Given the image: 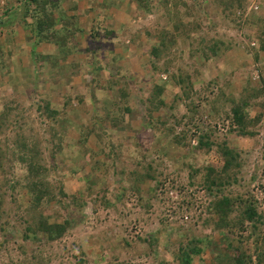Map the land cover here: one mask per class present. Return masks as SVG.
<instances>
[{
  "label": "rangeland",
  "instance_id": "1",
  "mask_svg": "<svg viewBox=\"0 0 264 264\" xmlns=\"http://www.w3.org/2000/svg\"><path fill=\"white\" fill-rule=\"evenodd\" d=\"M104 1L0 0V264H264V0Z\"/></svg>",
  "mask_w": 264,
  "mask_h": 264
},
{
  "label": "trees",
  "instance_id": "2",
  "mask_svg": "<svg viewBox=\"0 0 264 264\" xmlns=\"http://www.w3.org/2000/svg\"><path fill=\"white\" fill-rule=\"evenodd\" d=\"M25 1H26L25 2V5L28 7L27 13L29 15H34L35 17H38V16L41 15L42 16V19H48V17H49L48 12H47L48 9H47V6L45 5V3L42 4L41 9H40V7H35L34 9H30V7L32 5H35L36 3H38V0H25ZM39 3H40V1H39ZM105 3H106L105 8H109L108 0H105ZM147 10L148 11L150 10L149 6H148V9ZM46 15H47V17H46ZM101 22L102 21L99 20L98 24H93V27H92V33H93L92 35L93 36L91 35L92 36L91 39H93V40H99V43L94 46V51H95V49H100V50L102 49V41L103 40L100 41L101 40V37H102V35L100 34V29H104L105 30V36L106 37H110L114 33L113 30H110L108 28H105V27L101 28L102 27V23ZM39 27H41V25H39ZM68 30L69 29H65V31H68ZM38 35H39V33H38ZM68 35L70 37L73 36V34H68ZM62 38H63V41L66 39L65 37H62ZM161 42H162V40L160 41L159 44H161ZM163 43H164V41H163ZM74 50H75V48L72 47V51L69 50V54L73 53ZM77 50H78V52H81L82 51V49H77ZM158 51H159V46H158V48L156 46L155 48L152 49V52L155 55L157 54ZM211 51H213L212 48H211ZM0 53H1V50H0ZM215 53H216V51H215ZM93 54H96V53H93ZM233 113L235 115V121L237 123H239V125L241 126V128H243V131H241L242 132L241 134L247 136L249 133L244 130V127L242 125V123H243V114L240 112L239 108H237L236 110H234ZM7 116H9L8 115V112H6V113L4 112L3 114L0 115V130H2L4 127H6V126H3V125H6V123H7V120H6L7 119ZM22 139L24 140L25 144L28 145V142H27L26 137L22 136ZM198 143H199V147L200 148L208 147V149L211 148L212 147V144H213V143H211V141L209 139H205V138H199L198 139ZM224 143H226V142H224ZM224 143H223V148L221 147V151H220L221 155L223 157L224 156L225 157H230V156L232 157V156H234L233 155V154H235L234 150L229 149V146L227 144H224ZM27 145H24V148L27 149L28 148ZM23 152H24V154H25L26 157L33 155L28 149L25 150V151H23ZM230 166H232V163L227 162V166L226 167L229 168ZM151 169H153V168H152V165L150 164V167L146 168L145 171L148 172ZM31 170H32V168H31ZM147 179H153V177H151V175H147ZM207 182H209V190H211L212 186H214V187L215 186H220L221 183H222L221 181H216L215 182V181L211 180L210 177H208ZM36 195H35V197H36ZM39 198L40 197L35 198L36 202H40L39 201ZM217 203H218V205L215 207V210H217V212L219 213V216L221 217V218L220 217L219 218L221 219V222L223 223V225L225 226V228H228L229 230H233L235 228V226H240L245 221L252 222L253 223V227H256L257 221L255 219L258 216V213H257L256 207H254L253 204L250 205V204L244 202L243 205L240 206V208L242 209V211H241V217L238 220L230 219V218L227 220L226 214H227V212H228V214L230 213V202H229V200L227 198H225V199H222L221 201H219ZM61 228L63 230L62 229H60L58 231L57 230H54V232H57L59 235H61L63 233V231L65 230L64 227H61ZM255 230H257V229H255ZM46 233L49 234V232H46ZM48 236L51 237L50 234ZM200 253H201V250L194 249L192 257L191 256H186L185 261L183 260L182 263L183 264H190L191 261H192V259H193V256L199 255Z\"/></svg>",
  "mask_w": 264,
  "mask_h": 264
},
{
  "label": "crops",
  "instance_id": "3",
  "mask_svg": "<svg viewBox=\"0 0 264 264\" xmlns=\"http://www.w3.org/2000/svg\"><path fill=\"white\" fill-rule=\"evenodd\" d=\"M67 2V1H66ZM105 2V1H104ZM104 10V9H103ZM89 12V14L91 13V11L89 10L88 11ZM78 15V14H77ZM78 16H80V15H78ZM78 16L77 17H75V22H77V24H80V19L78 20ZM105 20H106V18H104V21L103 22H105ZM105 28H108V29H110V30H113V29H111L110 27H105ZM13 35H15V34H13ZM16 36V35H15ZM12 41V40H11ZM13 42V41H12ZM49 45H51V44H49ZM37 48H40L39 46H37ZM78 53V52H77ZM73 54V53H72Z\"/></svg>",
  "mask_w": 264,
  "mask_h": 264
}]
</instances>
